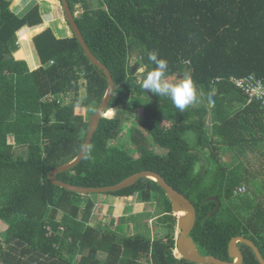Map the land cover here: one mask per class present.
Masks as SVG:
<instances>
[{
    "label": "trees",
    "instance_id": "16d2710c",
    "mask_svg": "<svg viewBox=\"0 0 264 264\" xmlns=\"http://www.w3.org/2000/svg\"><path fill=\"white\" fill-rule=\"evenodd\" d=\"M67 1L73 14L77 4L83 8L75 22L111 75L108 109L115 114L99 120L82 161L56 179L101 188L139 172L157 173L197 208L191 236L202 255H223L235 236L249 239L264 255V208L254 199L261 184L244 161L226 170L213 153L223 146L240 158L247 151L264 156V106L247 103L230 82L253 75L264 83V0ZM12 2L0 0V229L5 226L0 261L178 264L173 256L175 220L154 181L141 179L99 195L71 193L49 182L50 171L71 162L81 150L107 83L73 36L57 38L50 28L37 32L43 25L38 5L15 14ZM23 28L36 32L31 42L39 66L33 70L13 56ZM152 50L168 61L166 78L191 76L200 93L197 107L180 112L169 98L143 91L140 84L155 67L146 55ZM132 53L139 57L133 66L144 68L140 81L131 73ZM133 111L138 113L134 122ZM189 130L197 135L195 150L184 137ZM19 149L24 154H17ZM201 157L206 169L196 168ZM239 186L248 191L229 201ZM133 196L139 203L150 202L152 196L163 201L166 214L160 221L167 232L160 239L89 225L97 197L119 205ZM211 196L226 203L209 215L215 207L206 200ZM130 213L129 219L135 215ZM246 250L251 264H259Z\"/></svg>",
    "mask_w": 264,
    "mask_h": 264
},
{
    "label": "water",
    "instance_id": "95a60500",
    "mask_svg": "<svg viewBox=\"0 0 264 264\" xmlns=\"http://www.w3.org/2000/svg\"><path fill=\"white\" fill-rule=\"evenodd\" d=\"M59 1L62 8V12L65 17V21L72 33V36L78 42L81 50L83 51L85 57L88 59L90 64L96 67L97 70L101 71L102 76L106 80L107 89L97 109L89 118L86 137L78 155L71 162L52 169L48 174L49 182L54 186L62 188L71 193H75L79 195H99V194H107L110 192H117L122 189L128 188L141 179L152 180L164 192L166 199L170 202L171 213L177 216L176 229L177 231H179V233L177 234L175 241V250L177 251V253H179L180 259L193 264H241L242 257L237 248V243H241L252 250L259 264H264V260L260 255L256 246L250 240L245 239L241 236L233 237L228 244L229 257L235 259L233 263H227L215 258L214 256L202 255L201 253H199V251L195 247L193 240L190 237V233L194 227L196 220V213L193 205L185 196H183L181 193L177 192L171 186H169L167 182L157 173L151 171L139 172L133 174L132 176L128 177L127 179L123 180L122 182L114 186L101 187V188H83V187L73 186L68 183L58 181L56 179L57 174L67 172L73 169L84 158L90 146L91 140L93 138V134L97 129L99 120L101 118L106 117L105 116L106 112L109 110L108 104L110 102L114 90L113 80L111 78L108 69L95 58V56L91 53V51L87 47L79 31V28L75 22V15L70 10L68 1L67 0H59ZM135 69H136L135 66H133L131 70L132 74H134ZM177 76L179 77L180 75ZM146 93L150 95V92H146ZM214 199L217 200L216 198Z\"/></svg>",
    "mask_w": 264,
    "mask_h": 264
},
{
    "label": "rangeland",
    "instance_id": "374dc122",
    "mask_svg": "<svg viewBox=\"0 0 264 264\" xmlns=\"http://www.w3.org/2000/svg\"><path fill=\"white\" fill-rule=\"evenodd\" d=\"M71 1V0H70ZM98 7V3L96 1H94V6L93 8H97ZM60 10V14L62 15V8L61 6L58 7ZM10 10L12 12H15V10L13 9V7H10ZM75 10L79 12V14L77 15V17L82 13V6L81 4H77L75 6ZM64 15V14H63ZM48 24V23H47ZM69 29V27H68ZM70 31V29H69ZM71 31H70V33ZM135 50V49H133ZM16 53V52H15ZM15 53L13 54L14 58L17 60L18 58L17 55H15ZM16 56V57H15ZM132 57L129 58L130 63L133 64L135 63V61L139 58L138 54L136 53H132L131 54ZM144 71V68H141L138 70L135 69L134 74L137 76L138 81H140L141 79V73ZM178 76H171V77H167L168 80L171 81H176ZM179 78V77H178ZM197 92V97L199 96V91L196 89ZM198 102L195 101L194 103L190 104L189 107L191 108H195L197 107ZM89 112V111H88ZM114 110L113 113L111 114V116H106L105 118L107 119H112L114 117ZM138 114L136 111H133L132 114H130V120L131 121H136L137 120V115ZM129 116V115H128ZM206 127L209 128L210 127V121L208 119H206ZM185 140L187 141V143L189 144V146L191 147L192 150H195L198 147V143H197V135L196 132L193 130H189L185 133ZM9 142H11V140L9 139ZM205 153H208L209 150L205 149L204 150ZM214 155L216 157V159L219 161V163L226 169V170H231L232 168H234L240 161H244V168L249 172V174H252L254 176V180H256V184L258 185L261 184V189L259 190V192L257 191V196H255L256 198H254L257 201H261V203L263 204V208H264V156H260L258 154V152H253V151H247L245 152L243 157H238L233 151H231L230 149L223 147V146H217L214 149ZM17 154H24V150H19L17 151ZM16 154V155H17ZM203 158V157H201ZM204 166L206 169L208 167V165H206L205 162V158L202 159V162H198L196 164V168L198 169L199 166ZM204 171V170H203ZM246 191H248V188H246ZM101 198L103 199V197L101 196ZM94 201L96 202L97 206H95L92 216L89 220V225L92 227H96L98 224H105L107 226H109L112 230H115V232H117V234H121V232H124L127 235H131L132 233L135 234H148L151 238L154 239H160L159 236H164V234L167 232V228L163 227V224L161 223V221H159V219H157V215L160 213L161 209H158V199L157 198H153L151 201L152 202H156L157 204H152L153 209H152V213H150V215H146L143 214V210L144 208L141 210L142 204L137 203V205H135V203L137 202L135 199V196L133 197H129L123 200V204L116 206L115 205H109L107 203H105V201L100 200V198H96L94 199ZM160 204L163 203V201H159ZM160 207V205H159ZM141 210V213L138 215H134V213L136 211ZM133 214V218L131 217L129 219V213ZM153 217V218H152ZM129 219L128 222H126L125 220ZM148 219V220H147ZM124 220V221H123ZM124 222L123 224H120V226H118V223L120 222ZM5 229V226H3L0 229V232H2ZM134 234V235H135ZM174 238L177 235V229H174L173 234Z\"/></svg>",
    "mask_w": 264,
    "mask_h": 264
},
{
    "label": "crops",
    "instance_id": "0c3cea01",
    "mask_svg": "<svg viewBox=\"0 0 264 264\" xmlns=\"http://www.w3.org/2000/svg\"><path fill=\"white\" fill-rule=\"evenodd\" d=\"M33 5L39 6L43 22V25L37 32H40L46 28H50L57 38H68L72 36L71 34H69L70 31L68 29V25L66 24L64 15L60 14V10L58 7H60L61 5L59 0H13L11 6L15 10V12L13 13L22 14L24 13V11L29 10ZM75 13L77 15L79 14V12L76 10ZM76 14L75 16H77ZM35 33L36 32H33V30L29 28H23L17 34L19 47L17 52L15 53L17 57H15L18 58L17 60H24L31 70L36 69L39 66V61L34 52L31 42L32 37ZM122 204L123 201L119 205ZM119 205H115V207ZM135 205H137V202L135 203Z\"/></svg>",
    "mask_w": 264,
    "mask_h": 264
},
{
    "label": "clouds",
    "instance_id": "9594fccd",
    "mask_svg": "<svg viewBox=\"0 0 264 264\" xmlns=\"http://www.w3.org/2000/svg\"><path fill=\"white\" fill-rule=\"evenodd\" d=\"M146 55L147 60L155 67L147 72L140 84L144 92L169 98L180 112L197 100L196 86L190 75L180 74L176 81L168 80L166 78L169 71L168 61L160 58L155 50L147 51Z\"/></svg>",
    "mask_w": 264,
    "mask_h": 264
},
{
    "label": "flooded vegetation",
    "instance_id": "af4514ba",
    "mask_svg": "<svg viewBox=\"0 0 264 264\" xmlns=\"http://www.w3.org/2000/svg\"><path fill=\"white\" fill-rule=\"evenodd\" d=\"M178 192V191H177ZM165 195V194H164ZM238 196H233L232 198H230L229 199V201H233L235 198H237ZM214 198H216L217 200H215ZM189 200V199H188ZM208 202H214L215 203V207L211 210V212L209 213V215H212V214H214V213H216V212H218L220 209H221V207L223 206V204L224 203H226V200L224 199V198H218L217 196H211V197H209V198H207L206 199ZM168 201V200H167ZM190 201V200H189ZM169 202V201H168ZM191 202V201H190ZM137 203H139V202H137ZM158 203V204H157ZM152 202V201H150V202H147V203H140V204H142V207H141V210L144 208V210H143V214H146V215H150V213H152L151 211H152V209H153V206H152V204H157L158 205V209H161V211H160V213L157 215V219H159V221H160V219H162L164 216H165V214L166 213H164V206L162 205V204H160V202ZM169 204H170V202H169ZM191 204L193 205V207H194V209H195V213H196V220H197V208L195 207V205L191 202ZM159 205H160V207H159ZM218 206V207H217ZM141 210H139V211H137V212H135V215H138V214H140L141 213ZM169 216H171V217H173V219L175 220V226H174V229H176V220H177V216L176 215H173L172 213H171V206H170V213H169ZM153 218V217H152ZM148 220V219H147ZM196 220H195V224H196ZM195 224H194V226H195ZM194 228V227H193ZM193 230V229H192ZM192 232V231H191ZM179 233V231H177V234ZM176 237H177V235H176ZM176 237L174 238V236H173V238H174V241H176ZM190 237H191V239L193 240V242H194V244H195V247H196V249L199 251V253H201V247L194 241V239L192 238V236H191V233H190ZM236 237V236H235ZM241 237H243V236H241ZM233 238V237H232ZM231 238V239H232ZM243 238H245V237H243ZM153 239V238H152ZM151 239V240H152ZM230 239V240H231ZM245 239H247V238H245ZM229 240V241H230ZM249 240V239H248ZM253 243V242H252ZM228 244H229V242H228ZM228 244H227V246H226V252L225 253H223V255H220L219 257H215V258H217V259H219V260H221V261H224V262H227V263H233L234 261H235V259H232V258H230L229 257V254H228ZM254 244V243H253ZM255 245V244H254ZM256 246V245H255ZM246 247L247 246H245V245H243V244H241V243H237V248H238V250H239V252H240V254H241V257H242V259H241V264H251V262L248 260V252H247V250H246ZM247 248H249V247H247ZM256 248L258 249V251H259V253H260V255L262 256V258H263V260H264V255L260 252V248L259 247H257L256 246ZM250 249V248H249ZM251 250V249H250ZM252 251V250H251ZM253 253V252H252ZM253 255H254V253H253ZM173 256L175 257V259H177L179 262H178V264H188L189 262H187V261H184V260H182V259H180L179 257H178V255L176 254V250H175V248H174V250H173ZM254 257H255V255H254ZM255 259H256V257H255ZM257 260V259H256ZM259 263V262H258ZM193 264V263H192Z\"/></svg>",
    "mask_w": 264,
    "mask_h": 264
},
{
    "label": "built area",
    "instance_id": "2783aa9c",
    "mask_svg": "<svg viewBox=\"0 0 264 264\" xmlns=\"http://www.w3.org/2000/svg\"><path fill=\"white\" fill-rule=\"evenodd\" d=\"M230 82L247 97V103L259 102L264 106V83L253 75L241 79H230ZM246 192L245 186H239L233 195L239 196ZM0 264H10L0 261Z\"/></svg>",
    "mask_w": 264,
    "mask_h": 264
},
{
    "label": "bare ground",
    "instance_id": "6f19581e",
    "mask_svg": "<svg viewBox=\"0 0 264 264\" xmlns=\"http://www.w3.org/2000/svg\"><path fill=\"white\" fill-rule=\"evenodd\" d=\"M75 13V12H74ZM113 113V109H109L107 112H106V115L105 116H111V114ZM182 214V213H180ZM176 254L178 255V257H180L179 253H177L176 251Z\"/></svg>",
    "mask_w": 264,
    "mask_h": 264
}]
</instances>
